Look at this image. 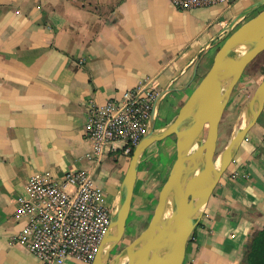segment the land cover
<instances>
[{"label":"crops","instance_id":"0c3cea01","mask_svg":"<svg viewBox=\"0 0 264 264\" xmlns=\"http://www.w3.org/2000/svg\"><path fill=\"white\" fill-rule=\"evenodd\" d=\"M261 1L183 11L170 0H0V264H41L18 240L26 227L18 200L34 175L87 169L116 205L130 156L108 149L100 161L90 158V102L106 103L150 78L159 94L170 91L155 113L157 129L169 125L208 73L231 21ZM259 121L215 189L184 264H244L251 235L264 229V111ZM170 138L144 157L160 146L170 159ZM140 172L141 165L129 219L153 216L158 202L144 193Z\"/></svg>","mask_w":264,"mask_h":264},{"label":"water","instance_id":"95a60500","mask_svg":"<svg viewBox=\"0 0 264 264\" xmlns=\"http://www.w3.org/2000/svg\"><path fill=\"white\" fill-rule=\"evenodd\" d=\"M263 7L264 0L231 21L230 33L218 43L208 73L175 120L162 129L156 128L155 113L170 91L159 94L149 132L132 153L117 203L112 206L111 226L91 264H184L187 245L200 226L215 189L264 111L263 79L247 104L236 133L223 152L217 154L220 125L233 92L248 67L264 53ZM172 136L176 137V160L160 191L152 219L140 236L111 260V253L126 233L143 157L151 146Z\"/></svg>","mask_w":264,"mask_h":264},{"label":"built area","instance_id":"2783aa9c","mask_svg":"<svg viewBox=\"0 0 264 264\" xmlns=\"http://www.w3.org/2000/svg\"><path fill=\"white\" fill-rule=\"evenodd\" d=\"M170 1L189 11L231 6L236 0ZM158 96L154 80L147 78L106 103L91 101L86 124V136L93 143L90 158L100 161L108 149L131 156L149 132ZM94 176L77 169L62 178L37 174L29 180L26 195L18 200L17 218L26 222L18 240L41 264L94 261L113 217V207Z\"/></svg>","mask_w":264,"mask_h":264},{"label":"rangeland","instance_id":"374dc122","mask_svg":"<svg viewBox=\"0 0 264 264\" xmlns=\"http://www.w3.org/2000/svg\"><path fill=\"white\" fill-rule=\"evenodd\" d=\"M262 9H264V7ZM262 9H260L258 13ZM250 18L251 17H248L247 19L241 21L235 27V29ZM263 79H264V53L260 55L248 67L243 78L241 79L240 83L237 85V87L233 92V95L231 97V100L225 111L223 120L220 125L217 154L220 155L223 152V150L228 146L233 135L236 133L237 129L241 124V119H242V115L245 112V108L249 103V101L251 100L256 89L263 81ZM170 140H172V142L175 143L176 137L172 136ZM159 148L160 146H155L148 152V154L145 157H143V163L141 164V172H140L141 180H144L142 181L144 183V193H147L149 195L153 193L155 197V203L158 201L159 192L161 191L164 183L167 180L170 167L173 165L176 159V149L174 152H172L171 158L167 159V157L170 154H168V156L166 157V152L163 151L162 148L160 149L161 151H159L158 153ZM153 154H158L159 157L157 156L156 158H153V160L148 159L149 156ZM165 167L166 168L168 167V172H166V174L163 173V168ZM139 189L140 187L137 188V192L139 191ZM145 207H147L146 198H145ZM143 210H146V208H144ZM151 219H152L151 214H148L147 212H141L140 214L137 215L133 214V216L128 220L124 240L118 245L117 249L112 255V259H114V257L119 255L125 247H127L132 241H134L137 237L140 236V234L148 227Z\"/></svg>","mask_w":264,"mask_h":264},{"label":"trees","instance_id":"16d2710c","mask_svg":"<svg viewBox=\"0 0 264 264\" xmlns=\"http://www.w3.org/2000/svg\"><path fill=\"white\" fill-rule=\"evenodd\" d=\"M245 259L246 264H264V229L251 235L247 244Z\"/></svg>","mask_w":264,"mask_h":264},{"label":"flooded vegetation","instance_id":"af4514ba","mask_svg":"<svg viewBox=\"0 0 264 264\" xmlns=\"http://www.w3.org/2000/svg\"><path fill=\"white\" fill-rule=\"evenodd\" d=\"M127 224H128V223H127ZM123 240H124V238H123ZM123 240H122V241H123ZM122 241H121V242H122ZM117 247H118V246H117ZM117 247H116V248L113 250V252L111 253V257H110V259H112V255H113V253L115 252V250L117 249Z\"/></svg>","mask_w":264,"mask_h":264},{"label":"bare ground","instance_id":"6f19581e","mask_svg":"<svg viewBox=\"0 0 264 264\" xmlns=\"http://www.w3.org/2000/svg\"><path fill=\"white\" fill-rule=\"evenodd\" d=\"M220 164V159H219V161L217 162V165H219Z\"/></svg>","mask_w":264,"mask_h":264}]
</instances>
